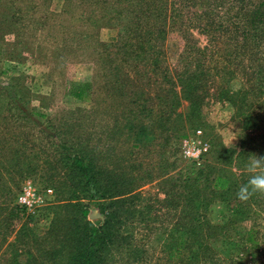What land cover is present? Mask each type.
<instances>
[{"label": "trees", "instance_id": "16d2710c", "mask_svg": "<svg viewBox=\"0 0 264 264\" xmlns=\"http://www.w3.org/2000/svg\"><path fill=\"white\" fill-rule=\"evenodd\" d=\"M105 1L101 25L115 27L114 38H96L99 22L93 16L87 36L93 40V56L107 63L112 91L121 97L108 130L111 140L118 139L112 130H120L133 153L149 133L153 141L170 140L175 153L186 129L205 125L202 107L212 96L231 105L239 123L237 143L224 146L214 139L198 164L190 161L174 171L173 159L169 168L149 177L157 179L164 194L160 207L171 218L158 234V254H153L144 241L151 228L140 234L138 225L160 211H151L152 202L139 205L138 171L119 161L114 146L106 161L88 142L74 146L63 131L44 126L57 155L45 163H56L68 184L61 185L64 196L47 227L37 231L28 220L33 215L12 203L18 186L13 173L31 163L0 142V264H264V195L246 201L237 195L248 179V157L264 155V0L88 4ZM193 31L204 37L203 45L193 39ZM169 33L182 42L173 64L166 54ZM235 76L241 86L231 89ZM13 80L0 85V123L17 118L33 127L36 118L27 110V93ZM94 80H69L65 93L92 99ZM80 198L91 200L102 219L88 220ZM214 203L224 210L215 223L207 216ZM239 227L243 233L233 238L229 232Z\"/></svg>", "mask_w": 264, "mask_h": 264}, {"label": "rangeland", "instance_id": "374dc122", "mask_svg": "<svg viewBox=\"0 0 264 264\" xmlns=\"http://www.w3.org/2000/svg\"><path fill=\"white\" fill-rule=\"evenodd\" d=\"M88 3L90 0H0V85H6L11 78L16 79L13 82L18 83L27 93V110L31 109L33 119L36 118L33 127L26 125L25 119L17 118L14 123H0V142L15 147L16 158L23 159L27 155L26 160L31 163L13 173L14 180L18 182L15 190L17 193L27 179H31L38 188L49 187L52 190L47 204L28 218L30 226L37 231L47 227L56 204L64 196L61 185L68 184V180L61 178L62 169L56 163H45V160H52L57 155L48 143L44 126L51 124L63 131L74 146L79 142H88L95 151H100V157L106 161L109 159L108 149L114 146L115 151H118L119 161L134 166L138 171L137 181L141 184L139 205H149L152 202L154 205L151 211H160L150 219L145 217V221L138 225L140 234L151 228L144 241L148 242L146 245L150 253L158 254L157 236L165 226H169L171 218L160 207L159 200L164 194L157 185V179L151 180L149 177L169 168V162L173 159L177 164L174 171L192 161L183 156L184 141L205 142L207 150L201 158L208 152L214 139L224 146H235L239 123L232 118V107L228 102L217 101L208 96L202 107L205 125L197 127L199 133L194 128L186 129L185 136L176 144L175 153H171L170 140L153 141L149 133L143 136L141 147L134 149L133 153L128 152V140L116 128L112 130V134L118 136V139L113 142L108 130L119 110L117 103L121 102V97H117L111 89V74L107 63L95 58L96 55L93 56V40L87 33L92 29V16L99 22L96 33L99 41H111L116 29L101 25L103 17L100 12L105 9L106 1L100 7ZM94 7L93 13H90ZM192 36L198 45L204 44L202 35L193 31ZM181 45L176 33L168 34L166 54L169 64L175 62ZM92 76L97 88L92 99L90 96L75 99L65 93L69 80L83 81ZM239 86L241 79L235 76L229 82V87L237 89ZM56 173L58 174L53 179L46 180L49 175ZM79 200L88 213L91 210L98 212L91 200ZM12 203L16 204V197ZM223 213L220 204L214 203L209 206L207 216L215 223ZM86 218L101 220L98 217L90 218L88 214ZM229 233L237 238L243 230L239 227ZM215 245L220 248L222 243L216 241Z\"/></svg>", "mask_w": 264, "mask_h": 264}, {"label": "built area", "instance_id": "2783aa9c", "mask_svg": "<svg viewBox=\"0 0 264 264\" xmlns=\"http://www.w3.org/2000/svg\"><path fill=\"white\" fill-rule=\"evenodd\" d=\"M195 132L199 133V130L197 129ZM206 150L207 144L205 142H183V156L197 164L200 162V158ZM51 192V188H38L31 179H27L23 182L20 191L16 195V204L22 207L26 214L34 215L40 208L47 204V198L51 195Z\"/></svg>", "mask_w": 264, "mask_h": 264}, {"label": "clouds", "instance_id": "9594fccd", "mask_svg": "<svg viewBox=\"0 0 264 264\" xmlns=\"http://www.w3.org/2000/svg\"><path fill=\"white\" fill-rule=\"evenodd\" d=\"M245 167L248 179L240 186L237 195L246 201L256 194L264 195V155H250Z\"/></svg>", "mask_w": 264, "mask_h": 264}, {"label": "water", "instance_id": "95a60500", "mask_svg": "<svg viewBox=\"0 0 264 264\" xmlns=\"http://www.w3.org/2000/svg\"><path fill=\"white\" fill-rule=\"evenodd\" d=\"M88 217H98L99 219H102V216L98 213V212H96V211H94V210H91L89 213H88Z\"/></svg>", "mask_w": 264, "mask_h": 264}]
</instances>
